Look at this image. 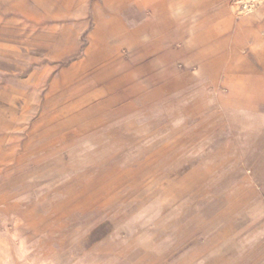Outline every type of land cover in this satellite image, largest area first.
Returning <instances> with one entry per match:
<instances>
[{"label": "rangeland", "instance_id": "rangeland-1", "mask_svg": "<svg viewBox=\"0 0 264 264\" xmlns=\"http://www.w3.org/2000/svg\"><path fill=\"white\" fill-rule=\"evenodd\" d=\"M261 75L264 0H0V264H264Z\"/></svg>", "mask_w": 264, "mask_h": 264}, {"label": "crops", "instance_id": "crops-1", "mask_svg": "<svg viewBox=\"0 0 264 264\" xmlns=\"http://www.w3.org/2000/svg\"><path fill=\"white\" fill-rule=\"evenodd\" d=\"M160 7L161 5L159 7H155L154 10H158ZM248 10H252V8H248ZM261 76L263 77L264 75H261Z\"/></svg>", "mask_w": 264, "mask_h": 264}]
</instances>
